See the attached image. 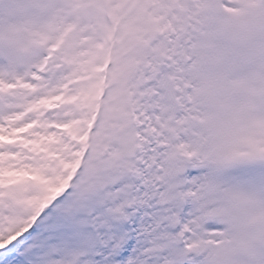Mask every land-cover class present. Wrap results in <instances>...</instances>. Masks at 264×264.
Wrapping results in <instances>:
<instances>
[{"label": "snow or ice", "instance_id": "6c2138e0", "mask_svg": "<svg viewBox=\"0 0 264 264\" xmlns=\"http://www.w3.org/2000/svg\"><path fill=\"white\" fill-rule=\"evenodd\" d=\"M0 264H264V0H0Z\"/></svg>", "mask_w": 264, "mask_h": 264}]
</instances>
